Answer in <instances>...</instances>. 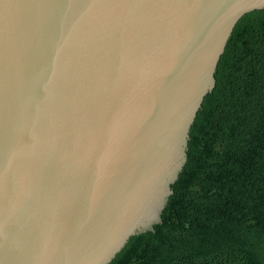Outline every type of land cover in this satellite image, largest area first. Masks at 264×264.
<instances>
[{
	"label": "water",
	"instance_id": "1",
	"mask_svg": "<svg viewBox=\"0 0 264 264\" xmlns=\"http://www.w3.org/2000/svg\"><path fill=\"white\" fill-rule=\"evenodd\" d=\"M264 0H0V264H109L152 231L238 21Z\"/></svg>",
	"mask_w": 264,
	"mask_h": 264
},
{
	"label": "trees",
	"instance_id": "2",
	"mask_svg": "<svg viewBox=\"0 0 264 264\" xmlns=\"http://www.w3.org/2000/svg\"><path fill=\"white\" fill-rule=\"evenodd\" d=\"M152 231L109 264H264V9L236 24Z\"/></svg>",
	"mask_w": 264,
	"mask_h": 264
}]
</instances>
